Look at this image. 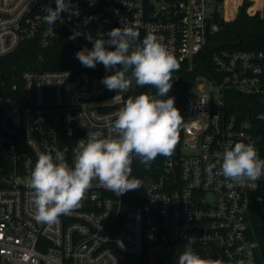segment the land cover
<instances>
[{"label":"built area","instance_id":"built-area-1","mask_svg":"<svg viewBox=\"0 0 264 264\" xmlns=\"http://www.w3.org/2000/svg\"><path fill=\"white\" fill-rule=\"evenodd\" d=\"M243 1L72 0L79 16L65 12L63 22L48 25L43 6L55 8V0H0V59L27 42L91 49L88 35L106 34L124 19L139 26L141 40L155 35L179 65H192ZM249 1L246 13L264 16V0ZM77 29L81 35L70 40ZM209 62L189 90L167 94L183 124L172 155L160 156V168L144 176L142 200L126 208L124 194L93 181L81 206L55 223L34 219L25 185L38 154L60 150L74 166L89 130L116 135L112 124L127 97L86 71L28 69L20 85L0 82V264H177L191 237L193 250L214 264H257L251 237L253 222L263 224L264 176L237 184L218 172L229 143L250 142L264 159V45L220 49ZM237 96L246 98V110L232 107ZM211 164L217 167L209 174Z\"/></svg>","mask_w":264,"mask_h":264},{"label":"clouds","instance_id":"clouds-1","mask_svg":"<svg viewBox=\"0 0 264 264\" xmlns=\"http://www.w3.org/2000/svg\"><path fill=\"white\" fill-rule=\"evenodd\" d=\"M95 0H90L94 3ZM41 19L48 25L63 22L62 13L79 16L72 0H55L43 6ZM121 27H114L96 38L87 36L92 48L86 46L75 54L87 68L102 63L114 70L101 79L109 90L127 93L133 80L139 87L150 86L155 94L141 92L129 95L116 113L112 127L115 136L102 137L89 130L87 139H80L75 150L74 166H69L64 152H41L25 185L32 192L34 219L55 223L61 215H70L81 206L93 181L115 192L118 196L141 188L142 182L131 176L133 158L145 167L160 156H171L178 142L183 116L175 106L174 97L167 96L172 88L173 72L180 67L176 57L157 39L148 34L142 40L138 25L121 19ZM81 32L77 29L69 36L75 40ZM167 98H163L166 97ZM216 164L208 166L211 174ZM219 175L231 182L245 184L264 176V159L255 146L243 140L229 143L223 149ZM193 238L180 251L177 264H214L192 248Z\"/></svg>","mask_w":264,"mask_h":264},{"label":"trees","instance_id":"trees-1","mask_svg":"<svg viewBox=\"0 0 264 264\" xmlns=\"http://www.w3.org/2000/svg\"><path fill=\"white\" fill-rule=\"evenodd\" d=\"M251 4L249 0H244L237 12L234 20L221 22V29L211 34L207 38V45L192 65L183 63L177 71L173 72L172 88L168 93H184L189 90L195 79L200 74L209 71V58L217 50H250L259 49L264 45V16L256 12L254 15H248L246 8ZM77 51L57 46L53 48H40L33 43L22 44L14 53L0 59V82L6 86L13 83L20 85V75L24 70H44V69H68L74 74L86 71L92 75H97L101 79L110 75L114 70L106 71L102 63H98L95 68L82 66L75 54ZM155 89L150 86L139 87L133 81L129 92L124 93L128 98L129 95L135 96L141 92L155 94ZM167 93V94H168ZM232 107L235 109H245L244 97L237 96ZM264 150V142H263ZM160 155L145 167L137 158H133L131 165V176L139 179L142 184L141 188L124 193L125 207L139 203L142 200L143 178L160 168ZM263 224L261 226L253 222V236L251 241L255 250L257 264H264V214L261 217ZM122 260H130L126 255H120ZM132 259V258H131Z\"/></svg>","mask_w":264,"mask_h":264},{"label":"rangeland","instance_id":"rangeland-1","mask_svg":"<svg viewBox=\"0 0 264 264\" xmlns=\"http://www.w3.org/2000/svg\"><path fill=\"white\" fill-rule=\"evenodd\" d=\"M222 9V8H221ZM250 10V9H249ZM223 14V11L221 10V15ZM261 15V14H260ZM134 81V80H133Z\"/></svg>","mask_w":264,"mask_h":264},{"label":"crops","instance_id":"crops-1","mask_svg":"<svg viewBox=\"0 0 264 264\" xmlns=\"http://www.w3.org/2000/svg\"><path fill=\"white\" fill-rule=\"evenodd\" d=\"M261 3H262V1L260 0V1H259V5H260Z\"/></svg>","mask_w":264,"mask_h":264},{"label":"bare ground","instance_id":"bare-ground-1","mask_svg":"<svg viewBox=\"0 0 264 264\" xmlns=\"http://www.w3.org/2000/svg\"><path fill=\"white\" fill-rule=\"evenodd\" d=\"M251 9H253V8L251 7ZM251 9H250V10H251Z\"/></svg>","mask_w":264,"mask_h":264}]
</instances>
